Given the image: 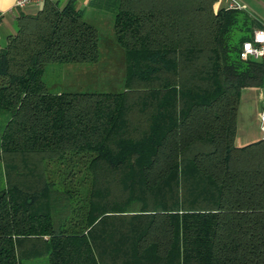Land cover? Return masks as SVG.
Masks as SVG:
<instances>
[{
	"label": "trees",
	"instance_id": "1",
	"mask_svg": "<svg viewBox=\"0 0 264 264\" xmlns=\"http://www.w3.org/2000/svg\"><path fill=\"white\" fill-rule=\"evenodd\" d=\"M218 0H89L112 14L118 90L52 91L94 64L74 0L18 12L0 48V264H264V137L235 144L260 25ZM1 122L3 123L1 126Z\"/></svg>",
	"mask_w": 264,
	"mask_h": 264
},
{
	"label": "rangeland",
	"instance_id": "2",
	"mask_svg": "<svg viewBox=\"0 0 264 264\" xmlns=\"http://www.w3.org/2000/svg\"><path fill=\"white\" fill-rule=\"evenodd\" d=\"M68 0H56L61 6ZM76 5L82 10L83 16L93 23L100 32V58L94 64H73V63H51L48 64L44 72V79L52 91H85L101 90L113 91L122 86L124 78L123 58L113 46L112 34V14L110 11L98 9L88 5V0H74ZM248 9L252 13L264 19V9L260 4H253L245 1ZM33 6L25 8L29 11ZM1 119V117H0ZM1 122V126H2ZM2 178L0 176V188ZM26 264H48L47 257H41L27 261Z\"/></svg>",
	"mask_w": 264,
	"mask_h": 264
},
{
	"label": "crops",
	"instance_id": "3",
	"mask_svg": "<svg viewBox=\"0 0 264 264\" xmlns=\"http://www.w3.org/2000/svg\"><path fill=\"white\" fill-rule=\"evenodd\" d=\"M237 1L247 5L245 2L246 0ZM248 1H251L253 6L258 3L264 9V0ZM228 4L229 0H218L215 7H227ZM247 6L246 9L250 11ZM0 7H4V5H0ZM36 10L35 7L30 8L29 11H26L25 8L16 9L13 4L8 6L6 11H0V48L6 45L8 35L14 31V18L18 12L33 13ZM250 12L252 13V11ZM255 18L256 22L260 25L259 27H263L264 19L257 16H255ZM263 89L264 85L260 88H244L241 91L236 120V135L234 139L235 144L238 146H243L263 138V134L259 128V112L263 103Z\"/></svg>",
	"mask_w": 264,
	"mask_h": 264
},
{
	"label": "built area",
	"instance_id": "4",
	"mask_svg": "<svg viewBox=\"0 0 264 264\" xmlns=\"http://www.w3.org/2000/svg\"><path fill=\"white\" fill-rule=\"evenodd\" d=\"M46 1L56 0H17V2L14 4V7L16 9H24L28 6H33L36 9H39ZM227 8L246 9V5L237 0H229ZM240 57L242 59L253 58L264 60V26L255 28L253 30L251 39L243 42ZM259 128L264 137V89L262 108L259 112Z\"/></svg>",
	"mask_w": 264,
	"mask_h": 264
},
{
	"label": "clouds",
	"instance_id": "5",
	"mask_svg": "<svg viewBox=\"0 0 264 264\" xmlns=\"http://www.w3.org/2000/svg\"><path fill=\"white\" fill-rule=\"evenodd\" d=\"M17 0H0V5H4V7H0V11H6L8 6L15 4Z\"/></svg>",
	"mask_w": 264,
	"mask_h": 264
}]
</instances>
